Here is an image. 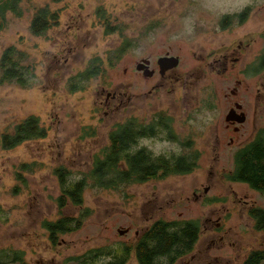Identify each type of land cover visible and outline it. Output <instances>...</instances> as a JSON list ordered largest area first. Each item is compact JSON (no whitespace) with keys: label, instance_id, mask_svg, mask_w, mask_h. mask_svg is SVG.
<instances>
[{"label":"rangeland","instance_id":"rangeland-1","mask_svg":"<svg viewBox=\"0 0 264 264\" xmlns=\"http://www.w3.org/2000/svg\"><path fill=\"white\" fill-rule=\"evenodd\" d=\"M43 5L59 11V23L35 35L29 31V20L35 7ZM19 6L20 15L5 13L0 53L11 44L24 50L25 64L32 66L34 75L26 88L0 84V136L31 114L46 132L43 138L11 148L0 144V249L22 252V262L4 264H83L88 251L132 243L158 219L193 220L199 226L192 251L172 264H241L250 250L264 247V230H255L247 214L250 205L264 207V190L229 181L223 175L232 168L237 147L264 132V71L258 80L237 73L248 89V95L240 98L247 117L232 142L224 141L222 148H214L213 137L224 133L225 104L218 100L209 109L194 105L198 85L177 91L184 100H173V93L162 89L138 103V112L180 107L174 115L178 138L193 136L201 148V158L189 172L119 188L93 187L87 179L81 203L67 201L60 208L55 200L60 188L53 172L63 166L68 170V182L81 179L91 168L94 155L100 156L108 146L113 125L136 112L127 99L137 89L130 72L134 58L155 57L164 51L178 55L192 74L196 65L203 69L200 85L205 83L208 69L204 61L198 64L200 57L227 37L234 45L249 36L253 39L241 50L235 72L252 60L264 48V0H21ZM99 7L107 23L118 26L107 34L104 21L95 13ZM224 14L235 17L227 31L219 27ZM239 17H244L241 24L236 20ZM123 37L127 40L125 52L112 66L106 65L107 51L115 49ZM132 37L138 42L131 49ZM92 57L98 58V72L80 83L81 89H69L70 79ZM216 82L221 94L225 92L227 83ZM101 85L121 89L123 105L104 114L94 103ZM135 145L146 146L153 154L181 151L179 144L158 136L139 138ZM32 162L31 171L20 170L21 163ZM16 173L24 177L17 179ZM61 216H80V225L59 233L52 243L41 223ZM96 259V264H104L108 257ZM126 264H136L134 255Z\"/></svg>","mask_w":264,"mask_h":264},{"label":"trees","instance_id":"trees-1","mask_svg":"<svg viewBox=\"0 0 264 264\" xmlns=\"http://www.w3.org/2000/svg\"><path fill=\"white\" fill-rule=\"evenodd\" d=\"M54 2L59 0H53ZM21 0H0V27L4 22L7 11L20 15ZM96 16L103 20L104 32L107 34L118 26L108 24L102 8H97ZM227 18H235L224 14L220 20L223 25ZM59 23V11L51 9L48 5L35 7L29 20V31L35 35H42L48 29ZM120 31L122 27H119ZM149 29V28H147ZM127 40L123 37L121 43L113 50L107 51L106 65H113L125 52ZM27 58L24 50L16 45H7L0 53V84L15 83L21 87L32 85L34 75L32 66L25 64ZM98 58L92 57L85 69L73 76L69 83L71 90L83 87L80 83L94 76L98 72ZM132 122L125 121L117 128L108 132V146L101 150V155H94L91 168L83 177L74 182L66 180L68 170L59 166L54 168L60 193L56 197L60 208L69 201L72 204L81 203V194L90 180V186L119 188L121 185L158 179L171 173H184L190 171L193 162H183L174 159L167 153L153 154L146 148L131 149L135 137L131 130ZM148 128L139 126L138 133H155L156 129L150 124ZM153 127V128H151ZM46 129L35 115H28L20 122L14 124L10 131H4L0 136L2 148H11L21 142L40 139L45 135ZM172 136V133H170ZM32 163H21L20 170L31 171ZM229 181L246 183L251 189L264 190V132H258L251 140L237 147L232 155V168L223 173ZM24 175L16 173L17 179ZM248 216L253 220L255 230H264V207L250 205L247 208ZM81 217L84 214H80ZM80 216H61L56 220H43L41 226L46 230L48 238L54 243V238L66 231H71L80 225ZM199 226L193 220H164L153 221L144 229L132 243L119 244L115 248L99 247L82 256L83 264H96L97 257H108L104 264H126L128 258L134 255L136 264H172L176 259L192 251L197 240ZM22 262V252L14 249H0V264L6 262ZM264 261V247L250 250L241 264H261Z\"/></svg>","mask_w":264,"mask_h":264},{"label":"flooded vegetation","instance_id":"flooded-vegetation-1","mask_svg":"<svg viewBox=\"0 0 264 264\" xmlns=\"http://www.w3.org/2000/svg\"><path fill=\"white\" fill-rule=\"evenodd\" d=\"M245 13L247 12H243L242 15H245ZM222 17L223 16H221V18ZM221 18L219 20H221ZM243 18L239 17L236 20L241 24ZM232 24L233 20L227 18L226 22H224L223 25L220 23L219 27H221L222 30L227 31ZM249 37L247 40H242V43L236 45H234L233 42L230 41V38L227 37L226 40H222L217 46L212 47L210 51H206L202 58L200 57L198 64L201 65L204 61L205 66L208 67L204 72L205 76H207L206 81L202 85H200V81L203 69L196 65L192 74V69L186 70L181 65L180 57L178 55L170 54L167 51H164L155 57H152L151 55H140L133 59L132 68L130 70L132 81L137 84V89L131 91L130 97L126 98L131 102V106L134 105L135 111L138 112V103L150 99L152 92L157 93L159 90L165 89L167 94L173 93V100H184V96H180L177 91L181 87L189 90L191 86L198 85V96L194 100V105L200 104L206 109H209L216 107L218 100L225 104L224 123L222 124L224 133L220 136L217 132L213 137V142L215 143L214 148H222L226 144L224 141H227V143L232 142L239 124L245 121L247 117L244 105L240 101V98L241 96H244V93L248 95V89L245 87L246 81L243 83L240 78L236 77L237 73L242 77L257 76L258 80L260 77L259 75L264 71V48H261L252 60L244 62L243 66L235 72V64L240 62L239 55L241 50L244 47H248L251 42H253V39ZM137 42V39L132 37L131 49L136 46ZM166 57L176 58V63L174 65H168V62L163 63L161 58ZM217 79L222 83H227L224 87L225 92L222 94L217 87ZM141 83H145L146 85H142ZM124 95L125 94L122 93L121 89L110 90L105 89V87L101 85L100 89L97 90L94 103L97 107L102 109L104 114H106L108 109L119 108L123 105L124 102L122 97ZM188 99L191 100L189 96ZM179 110L180 107L178 109H171L169 106H164L162 108L159 107L158 109L151 107L147 112H138L140 114H136L135 112L133 115L129 116L125 121L130 119L132 122L131 130L135 137V141L132 145L133 149L136 150L138 148L146 147L135 145L139 138L153 136L162 137L163 140H168L173 144H179L181 146L180 152L164 153L171 155L174 159L179 161L193 162L194 165L191 167L193 168L196 165V162L201 158V148L196 139H193V136L188 138L184 137L186 140L178 138L180 133L174 126V115H178ZM241 118H243V120L240 122L239 120ZM125 121L115 123L112 128H117L116 125H120ZM150 124L154 127L151 128L156 129L155 133L145 132L140 133L141 135H139V126L142 128H148L147 126ZM170 133H172V136Z\"/></svg>","mask_w":264,"mask_h":264},{"label":"water","instance_id":"water-1","mask_svg":"<svg viewBox=\"0 0 264 264\" xmlns=\"http://www.w3.org/2000/svg\"><path fill=\"white\" fill-rule=\"evenodd\" d=\"M161 61H163V63L168 62L169 63L168 65H174L176 63V58H174V57H166V58H161ZM226 119H228V118H226ZM242 120H243V118H241L239 121L241 122Z\"/></svg>","mask_w":264,"mask_h":264}]
</instances>
